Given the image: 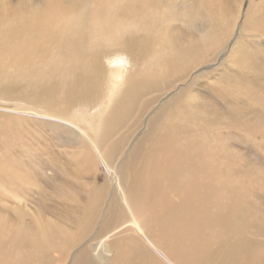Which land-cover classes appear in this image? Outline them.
I'll return each mask as SVG.
<instances>
[{
    "label": "bare ground",
    "instance_id": "obj_1",
    "mask_svg": "<svg viewBox=\"0 0 264 264\" xmlns=\"http://www.w3.org/2000/svg\"><path fill=\"white\" fill-rule=\"evenodd\" d=\"M263 37L264 0H0V264H264Z\"/></svg>",
    "mask_w": 264,
    "mask_h": 264
},
{
    "label": "rangeland",
    "instance_id": "obj_2",
    "mask_svg": "<svg viewBox=\"0 0 264 264\" xmlns=\"http://www.w3.org/2000/svg\"><path fill=\"white\" fill-rule=\"evenodd\" d=\"M241 22V20L240 19H238V21L237 22ZM263 39H264V37H263ZM227 46V43L226 44H224L223 45V47H226ZM230 46H231V43H230ZM230 46L229 47H227V49L229 50V48H230ZM223 51H225V49H222ZM222 50H220L219 52H218V54L219 55H221V54H223V51ZM227 50V53H226V57H222L221 59H220V61H223V63H225L226 62V59H227V57H230V58H232L233 56H231V55H229V51ZM155 51L157 52V55L159 54V52L157 51V48L155 49ZM149 52H151V51H149ZM148 53V52H147ZM147 53L146 54H143V58L144 57H147L146 55H147ZM218 54L216 55V56H218ZM151 55V54H150ZM227 55H229V56H227ZM240 55V54H239ZM104 61V60H103ZM105 62V61H104ZM208 64V62H204L203 64H199L198 66H195V68L193 69V70H195V69H197V67L199 68V67H201V66H203V65H206V64ZM105 64H107V62H105ZM209 64H213V62H212V60L209 62ZM216 66V65H215ZM189 68V67H188ZM217 68H218V70H217V72L216 71H210L211 73H213V74H211L210 72L209 73H207L206 75H197V74H194V83L192 84V88L191 89H189L190 91H194V89L197 91H202V92H205V94H207V95H209L210 94V92H208L207 91V89L209 90V91H211V89L213 88L214 89V85H213V81H212V75H215V72L216 73H218V71H220V68H221V66L219 65V67L217 66ZM216 68V69H217ZM232 69H236V71L238 70L239 71V73H238V71H237V73L238 74H240L241 76L244 74V72L245 71H247L249 74H247L248 76H251L252 77V73L253 72H251L252 70L250 69V68H248V67H245V69L243 68V70L242 69H240V67H239V65L238 66H236V68H234V67H231ZM237 68H239V69H237ZM249 69L251 70L250 72H249ZM192 70V71H193ZM242 73V74H241ZM196 75V76H195ZM196 77V78H195ZM211 77V78H210ZM211 79V80H210ZM212 81V82H211ZM207 83V84H206ZM210 83V84H209ZM176 84H179V83H176ZM252 85L253 84H255L254 82H252L251 83ZM195 85V86H194ZM210 87H208V86ZM195 87V88H194ZM197 87H198V89H197ZM188 90V91H189ZM97 94V95H96ZM95 94V96H96V98H99L100 97V94L99 93H96ZM243 101V100H242ZM214 102L215 103H217V105H219V106H222V105H224L223 104V102H221L219 99H215L214 100ZM47 133V132H46ZM45 133V131H44V135L46 136V137H48L49 139H50V137H52V136H48L47 134ZM243 137V138H242ZM242 137H239V138H237V140L236 141H233L234 143V145L236 146V149H238L240 152H242L248 159H251V161H254V162H256V163H260V164H262V166H264V152H261V151H259V147L257 148L255 145L256 144H253V143H251V141H253L254 140V138L256 139V137L255 136H253V135H251V136H249L250 138H248V137H244V136H242ZM257 141H258V139H256ZM247 141V142H246ZM249 141V142H248ZM52 143V142H51ZM51 145H53V143L51 144ZM51 145H49V148L47 149V150H45L43 153H41L40 154V156H41V158L39 157V162L40 163H44L43 164V167L45 166V167H47L46 169H43V171H44V175H41L40 177L45 181V179H47L46 177H45V175H46V173L47 172H51L53 169V166L52 165H49L52 161H53V159L55 158V156H56V159H55V161L58 159V154H57V151H58V148L54 145V146H51ZM256 148H255V147ZM46 151L47 152H49L50 153V157H49V159H48V154L49 153H46ZM44 153H46V154H44ZM52 153V154H51ZM263 153V154H262ZM44 155V156H43ZM47 155V156H46ZM43 156V157H42ZM47 159H46V158ZM51 158H53V159H51ZM44 159H46V160H44ZM46 161H48V162H46ZM48 163V164H47ZM258 163V164H259ZM41 165V164H40ZM49 165V166H48ZM42 166V165H41ZM44 167V168H45ZM100 169H101V167H100ZM98 174V179H97V182H98V185H104V182H105V179H104V176H103V174H101L100 172L99 173H97ZM47 181L49 182V180L47 179ZM37 191V189L36 188H34L32 191H30V193L31 194H33V198H34V200H37L36 198H37V194L35 193ZM47 195H51V194H47ZM35 196V197H34ZM5 197H8V195H6ZM49 201V202H48ZM64 201V200H63ZM4 202L6 203V200H4ZM47 203V204H46ZM49 203H52V204H49ZM68 203H71V202H64V203H62L61 205H60V207H57V206H55L54 208H59V209H57L55 212L54 211H52L51 212V216L52 217H54V218H60L63 222H64V215L66 214V211L68 210L67 208H65V205H67ZM6 204H9V203H6ZM49 204V205H48ZM47 205V206H46ZM52 206L53 205V202H52V200H47L46 202L44 201V207H43V205H42V207H41V209L43 210V211H45L44 209H48L49 207L48 206ZM30 206V208L32 209L33 208V205L32 204H30L29 205ZM53 208V209H54ZM4 212V211H3ZM7 213V212H6ZM9 215H10V213H9ZM10 217L11 218H13L14 216L12 215V212H11V215H10ZM27 221H29L28 219H27Z\"/></svg>",
    "mask_w": 264,
    "mask_h": 264
}]
</instances>
